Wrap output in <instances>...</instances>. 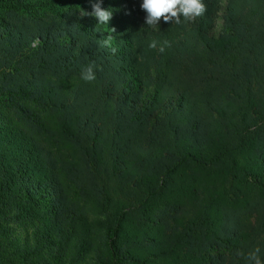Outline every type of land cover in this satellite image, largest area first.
Returning a JSON list of instances; mask_svg holds the SVG:
<instances>
[{
  "label": "trees",
  "instance_id": "obj_1",
  "mask_svg": "<svg viewBox=\"0 0 264 264\" xmlns=\"http://www.w3.org/2000/svg\"><path fill=\"white\" fill-rule=\"evenodd\" d=\"M33 1L0 0L12 18L0 22V98L20 101L0 112V219L49 218L36 192L50 188L53 226L76 231L74 190L104 218L105 251L93 264L199 260L211 247L228 251V264H247L259 247L264 261V100L253 89L264 87V0H228L217 38L209 31L222 0H203L195 22L158 28L146 24L143 0L103 1L113 48L84 12L20 16ZM88 65L92 82L82 79ZM155 205L165 213L155 217Z\"/></svg>",
  "mask_w": 264,
  "mask_h": 264
},
{
  "label": "rangeland",
  "instance_id": "obj_2",
  "mask_svg": "<svg viewBox=\"0 0 264 264\" xmlns=\"http://www.w3.org/2000/svg\"><path fill=\"white\" fill-rule=\"evenodd\" d=\"M106 1L110 6L111 0H40L33 4L31 14L28 11L19 13L23 18H54L63 17L70 10L78 12H92L93 4ZM117 2L118 0H114ZM228 0H222L219 11L214 16V25L209 31L210 36L219 37L223 32V16L226 12ZM111 8V7H110ZM7 19L12 22V18L6 17L0 12V22ZM160 24V23H159ZM96 26L106 33L110 47H116L114 41V32L112 28L105 24L96 22ZM159 25L154 28H158ZM255 82V81H254ZM72 82H63L62 86L68 87ZM61 87V84H60ZM254 98L264 100V87L253 83ZM151 92L146 90L145 95ZM260 99V100H261ZM0 103L5 107L0 110L1 113L9 114L11 104L20 103L19 100H8L5 103L4 98H0ZM260 104V101L258 102ZM25 108L31 109L28 104ZM254 115H259L258 107L254 108ZM36 117L44 124L50 126L56 125V116L44 109L36 110ZM154 123V118H152ZM2 127L4 123L0 122ZM19 127L22 126L18 119ZM73 151L65 149L64 154L68 156ZM74 154V153H73ZM215 185L212 181H204V188ZM233 182L226 180L225 186L231 188ZM72 190V189H71ZM37 200L41 206L49 213L50 217L44 220L22 219L19 222L10 221L11 214L0 219V264H93L96 260L97 253H104L102 247V233L104 231V218L91 208H83V202L79 201L77 193L72 190L71 202L77 204L80 212V222L76 229L73 230L70 223L53 226V220H58L59 207L53 206L54 194L50 188H42L37 192ZM72 208L69 209L72 210ZM153 214L159 217L165 213L164 207L155 205ZM57 228V229H55ZM108 254V253H107ZM230 253L225 249L211 247L205 251L203 258L197 260L186 254H178L170 257L153 258L146 264H228Z\"/></svg>",
  "mask_w": 264,
  "mask_h": 264
},
{
  "label": "clouds",
  "instance_id": "obj_3",
  "mask_svg": "<svg viewBox=\"0 0 264 264\" xmlns=\"http://www.w3.org/2000/svg\"><path fill=\"white\" fill-rule=\"evenodd\" d=\"M141 8L147 14L146 24L152 27L159 25L161 20L180 24L182 22L181 17H183L184 23L195 22L198 17L206 12V5L203 0H143ZM112 15L113 13L110 10L102 8L99 3L93 4L92 12L84 11V16L95 17L99 24H109ZM114 31L115 29L113 28L112 32ZM149 47L155 49L157 42L153 40ZM160 51L163 52L164 47H161ZM82 79L87 82H92L96 79L92 65H88L82 70ZM260 252L261 249L259 247L249 252L245 256L247 264H264L260 257ZM237 255L242 256L244 254L238 252Z\"/></svg>",
  "mask_w": 264,
  "mask_h": 264
}]
</instances>
